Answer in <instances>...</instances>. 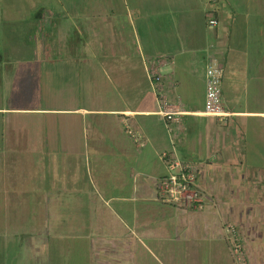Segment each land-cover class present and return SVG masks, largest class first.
Listing matches in <instances>:
<instances>
[{
  "label": "crops",
  "instance_id": "1",
  "mask_svg": "<svg viewBox=\"0 0 264 264\" xmlns=\"http://www.w3.org/2000/svg\"><path fill=\"white\" fill-rule=\"evenodd\" d=\"M214 2L0 0V264H239L228 224L264 264V0ZM212 54L224 119L204 113ZM164 152L197 162L204 209L159 197Z\"/></svg>",
  "mask_w": 264,
  "mask_h": 264
},
{
  "label": "built area",
  "instance_id": "2",
  "mask_svg": "<svg viewBox=\"0 0 264 264\" xmlns=\"http://www.w3.org/2000/svg\"><path fill=\"white\" fill-rule=\"evenodd\" d=\"M216 0H213V2ZM215 3V2H214ZM207 23L211 26H217L219 20L215 15V9L209 10ZM163 58L154 57L148 62L149 76L152 80L155 94L158 100V113L165 116L167 122L176 120V115L181 113L169 100V93L166 89L165 78L160 71V65ZM206 75V99L204 113L209 116L226 118L229 112L224 108L222 81L224 76V67L220 58L212 54L207 60L205 70ZM174 83H172L173 86ZM125 130L131 140L142 148L146 145V139L143 134L129 125L123 118ZM163 158L169 161L171 172L168 175L155 178L159 197L169 203L179 207H191L194 209L205 208V195L198 185L199 166L195 161L180 160L172 154L164 152ZM227 231L235 238L233 249L234 256L239 264H246L242 245L237 238V230L233 224L226 226Z\"/></svg>",
  "mask_w": 264,
  "mask_h": 264
},
{
  "label": "rangeland",
  "instance_id": "3",
  "mask_svg": "<svg viewBox=\"0 0 264 264\" xmlns=\"http://www.w3.org/2000/svg\"><path fill=\"white\" fill-rule=\"evenodd\" d=\"M18 53H20V54H23L24 55V57H25V62H33L32 61V58L29 56V54H30V52H28V51H23V52H18ZM0 76H1V74H0ZM12 76L11 75H9L8 76V78H10V86H9V92H8V94H10V88L12 87V84H13V78H11ZM31 78H33L32 76H31ZM8 81V80H7ZM11 97V96H10ZM9 97V98H10ZM44 101L45 102H49V100L46 98V99H44Z\"/></svg>",
  "mask_w": 264,
  "mask_h": 264
},
{
  "label": "trees",
  "instance_id": "4",
  "mask_svg": "<svg viewBox=\"0 0 264 264\" xmlns=\"http://www.w3.org/2000/svg\"><path fill=\"white\" fill-rule=\"evenodd\" d=\"M3 62H0V65L2 64Z\"/></svg>",
  "mask_w": 264,
  "mask_h": 264
}]
</instances>
